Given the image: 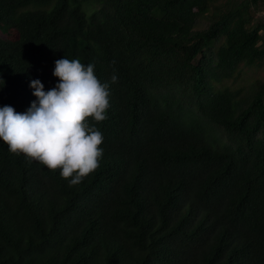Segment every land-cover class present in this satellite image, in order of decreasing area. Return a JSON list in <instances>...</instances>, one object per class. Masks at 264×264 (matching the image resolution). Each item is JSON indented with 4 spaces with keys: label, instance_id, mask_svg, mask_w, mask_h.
I'll list each match as a JSON object with an SVG mask.
<instances>
[{
    "label": "trees",
    "instance_id": "1",
    "mask_svg": "<svg viewBox=\"0 0 264 264\" xmlns=\"http://www.w3.org/2000/svg\"><path fill=\"white\" fill-rule=\"evenodd\" d=\"M230 1L0 0V107L65 56L118 75L79 185L0 140V264H264V76L226 84L264 67V0Z\"/></svg>",
    "mask_w": 264,
    "mask_h": 264
},
{
    "label": "clouds",
    "instance_id": "2",
    "mask_svg": "<svg viewBox=\"0 0 264 264\" xmlns=\"http://www.w3.org/2000/svg\"><path fill=\"white\" fill-rule=\"evenodd\" d=\"M53 75L58 82L47 91L40 79L31 80L36 100L27 111L0 107V140L11 153L59 170L76 186L100 166L104 136L96 125L108 119L110 84L118 75L102 82L94 64L66 56L55 61Z\"/></svg>",
    "mask_w": 264,
    "mask_h": 264
},
{
    "label": "rangeland",
    "instance_id": "3",
    "mask_svg": "<svg viewBox=\"0 0 264 264\" xmlns=\"http://www.w3.org/2000/svg\"><path fill=\"white\" fill-rule=\"evenodd\" d=\"M233 1H230V4H232ZM237 1H240V0H237ZM254 10L255 11H253L252 13L255 18H261L264 16V12H259L258 9H254ZM207 24H208V19L206 17H202L199 19L197 26L199 28H204L207 26ZM263 76H264V67L246 68L243 71L242 78L238 79L237 81H228L226 82V84H230L232 86H242V85L249 83L251 80H254L255 78L263 77Z\"/></svg>",
    "mask_w": 264,
    "mask_h": 264
}]
</instances>
